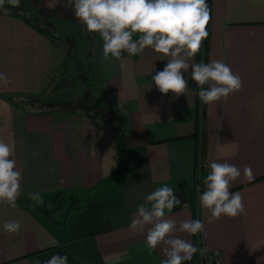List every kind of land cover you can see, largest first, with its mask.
<instances>
[{"label": "crops", "instance_id": "0c3cea01", "mask_svg": "<svg viewBox=\"0 0 264 264\" xmlns=\"http://www.w3.org/2000/svg\"><path fill=\"white\" fill-rule=\"evenodd\" d=\"M210 18L207 61L225 62L242 86L205 105L204 131L191 69L185 74L184 94H162L151 75L163 70L169 57L145 48L106 62L99 36L97 66L116 109L129 122L120 159L114 125L83 113H42L29 105L24 110L6 98L40 92L58 68L60 52L50 37L0 13V73L8 78L7 85L0 82V141L14 145L10 159L21 172L17 206L0 202V264H44L55 254L66 255L67 264H160L162 246L149 254L146 232L129 226L146 195L163 185L181 200L166 216L178 227L200 215L204 246L219 250L223 264H264V0H210ZM33 152L39 155L33 157ZM212 160L234 164L241 172L249 165L253 179L241 175L230 188L241 194L244 211L209 223L210 213L198 196L204 190L200 180L209 172L205 165ZM118 165L126 182L108 195L112 186L106 181ZM68 189L96 196H89L80 212L69 214L65 228L40 215L28 195ZM14 220L20 231L9 234L3 224ZM178 235L194 245V235ZM185 264H200L198 253Z\"/></svg>", "mask_w": 264, "mask_h": 264}, {"label": "clouds", "instance_id": "9594fccd", "mask_svg": "<svg viewBox=\"0 0 264 264\" xmlns=\"http://www.w3.org/2000/svg\"><path fill=\"white\" fill-rule=\"evenodd\" d=\"M5 3L18 7L20 0H0V9ZM61 0H44V7L55 9ZM63 7H70L77 18L90 33H98L102 38V58L106 62L120 59L123 52L135 56L145 48L169 57L163 70L151 75L153 84L160 93L172 92L176 96L188 89L185 74L198 87L196 93L204 104L226 99L240 90L241 78L221 60L208 63H190V59L200 51L203 40L208 36L206 26L210 21V9L206 0H65ZM134 34H139L134 39ZM0 82L7 85L8 78L0 73ZM208 85V87H205ZM33 157L38 156L36 152ZM14 145L0 141V202L15 208L21 195V172L16 170ZM115 166V162L113 161ZM113 166V167H114ZM209 169L203 179L204 190L198 196L203 209L210 215L212 223L221 216L236 217L244 211L243 200L239 192H231L232 182L243 175L251 181L253 173L249 165L243 170L227 162L212 160L205 165ZM53 171V169H49ZM199 191V188L197 189ZM36 205L44 203L40 193L28 194ZM181 205L174 189L168 185L156 188L146 195L145 203L137 206L136 215L130 223V230L144 234L145 244L151 254L153 249L161 247L165 257L160 264H185L199 253L204 257L208 249L197 247L179 237V233L196 235L205 231L200 219H187L177 222L166 216L174 207ZM187 206L186 204L184 205ZM18 220L6 221L3 230L9 234L20 231ZM177 233V235H173ZM66 255H52L44 264H67Z\"/></svg>", "mask_w": 264, "mask_h": 264}, {"label": "trees", "instance_id": "16d2710c", "mask_svg": "<svg viewBox=\"0 0 264 264\" xmlns=\"http://www.w3.org/2000/svg\"><path fill=\"white\" fill-rule=\"evenodd\" d=\"M65 0L57 4L55 9L44 7V0H22L18 7L5 3L0 13H6L21 19L39 33L51 38L60 52V64L52 76L38 93H26L21 96L7 95L6 98L20 109L25 105L32 106L38 112L68 111L83 113L114 125L118 132L117 148L121 159V150L126 143L129 122L114 104V98L103 79L96 62L98 33L86 31L85 26L74 16L70 7H63ZM210 9V0H206ZM208 36L203 40L200 51L196 54L195 63H208L211 18L206 26ZM139 34H134V39ZM195 94L198 87L190 81ZM207 87V85H205ZM205 105L196 94V108L201 117L203 131L206 127ZM114 183L109 194L119 191L126 182V176L118 165L113 174ZM200 180L201 191L204 188ZM108 181H106L107 183ZM89 196H96L82 189L57 191L50 195H42L44 203L37 205V212L52 218L59 224L57 217L63 214L66 218L71 212H80ZM198 219V215L194 216ZM197 234L194 245L197 246ZM198 247V246H197ZM90 264V263H82Z\"/></svg>", "mask_w": 264, "mask_h": 264}, {"label": "built area", "instance_id": "2783aa9c", "mask_svg": "<svg viewBox=\"0 0 264 264\" xmlns=\"http://www.w3.org/2000/svg\"><path fill=\"white\" fill-rule=\"evenodd\" d=\"M198 219H200V215H198ZM196 240L198 248L205 247L202 233L197 234ZM198 257L200 264H223L222 254L219 250L207 251L204 257L200 256L198 253Z\"/></svg>", "mask_w": 264, "mask_h": 264}, {"label": "rangeland", "instance_id": "374dc122", "mask_svg": "<svg viewBox=\"0 0 264 264\" xmlns=\"http://www.w3.org/2000/svg\"><path fill=\"white\" fill-rule=\"evenodd\" d=\"M108 182H109V184H110V187L113 185V183H114V178H113V175L110 177V179L108 180ZM103 191H106V189L105 190H103ZM102 191V192H103ZM70 215H68V216H66V218H65V216L63 215V214H59L57 217L59 218V220H61V222H62V227L64 226V228H65V225H66V222H67V219H69L70 217H69Z\"/></svg>", "mask_w": 264, "mask_h": 264}]
</instances>
